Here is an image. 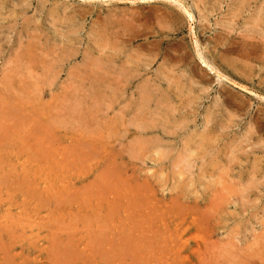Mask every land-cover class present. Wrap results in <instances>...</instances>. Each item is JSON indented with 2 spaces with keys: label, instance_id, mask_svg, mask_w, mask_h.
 <instances>
[{
  "label": "rangeland",
  "instance_id": "1",
  "mask_svg": "<svg viewBox=\"0 0 264 264\" xmlns=\"http://www.w3.org/2000/svg\"><path fill=\"white\" fill-rule=\"evenodd\" d=\"M0 264H264V0H0Z\"/></svg>",
  "mask_w": 264,
  "mask_h": 264
},
{
  "label": "bare ground",
  "instance_id": "2",
  "mask_svg": "<svg viewBox=\"0 0 264 264\" xmlns=\"http://www.w3.org/2000/svg\"><path fill=\"white\" fill-rule=\"evenodd\" d=\"M184 12H185V14L187 15V17H188L189 20H192V19H193V18H192V14H191L188 10L184 9ZM198 55H199V57H200V59H201V62H202V64H203V66H205V67L208 68L209 70H212L213 68L211 67V65H210L208 62H206L205 59L202 58V56L200 55V53H198Z\"/></svg>",
  "mask_w": 264,
  "mask_h": 264
}]
</instances>
